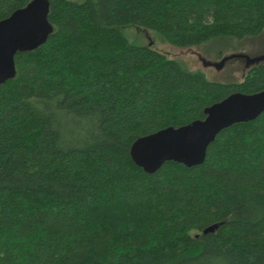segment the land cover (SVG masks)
Instances as JSON below:
<instances>
[{
  "label": "trees",
  "instance_id": "obj_1",
  "mask_svg": "<svg viewBox=\"0 0 264 264\" xmlns=\"http://www.w3.org/2000/svg\"><path fill=\"white\" fill-rule=\"evenodd\" d=\"M31 1L0 0V21ZM49 1L53 34L0 86V264H264V114L221 132L201 166L149 175L130 155L263 91L264 61L209 82L121 31L182 49L260 38L264 0Z\"/></svg>",
  "mask_w": 264,
  "mask_h": 264
},
{
  "label": "water",
  "instance_id": "obj_2",
  "mask_svg": "<svg viewBox=\"0 0 264 264\" xmlns=\"http://www.w3.org/2000/svg\"><path fill=\"white\" fill-rule=\"evenodd\" d=\"M50 9L49 0H32L0 21V86L16 78L18 53L35 51L48 42L54 32L49 21ZM204 113L203 120L138 139L131 147L133 163L149 175L170 162L187 168L203 165L209 147L221 132L264 114V90L255 94L233 93ZM218 227L212 226L203 234L215 233Z\"/></svg>",
  "mask_w": 264,
  "mask_h": 264
},
{
  "label": "rangeland",
  "instance_id": "obj_3",
  "mask_svg": "<svg viewBox=\"0 0 264 264\" xmlns=\"http://www.w3.org/2000/svg\"><path fill=\"white\" fill-rule=\"evenodd\" d=\"M121 31L130 44L152 46L168 59L176 61L183 70L199 74L209 82H241L251 68L264 61V35L243 41L215 39L203 45L182 49L169 44L156 31L136 26H128ZM198 264L219 263L203 260Z\"/></svg>",
  "mask_w": 264,
  "mask_h": 264
}]
</instances>
